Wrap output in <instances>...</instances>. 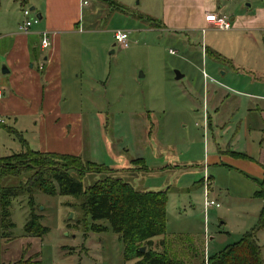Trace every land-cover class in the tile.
<instances>
[{
  "label": "rangeland",
  "instance_id": "obj_1",
  "mask_svg": "<svg viewBox=\"0 0 264 264\" xmlns=\"http://www.w3.org/2000/svg\"><path fill=\"white\" fill-rule=\"evenodd\" d=\"M113 1L95 17L86 15L81 27L63 37L64 46H79L78 70L71 69L70 79L79 91L67 101L84 114L86 145L81 156L118 169L145 157L150 171H140L139 178L133 171L112 175L139 190L170 191L166 233L154 237L153 249L189 264L206 262L259 225L263 206L255 195L259 185L231 151L246 150L254 156L264 139V32L211 27L186 34L152 29L139 16L148 6L159 8L157 0ZM89 2L94 9L101 3ZM32 6L33 0H1L0 29L6 18L11 25L24 21L23 10ZM36 12L32 10L31 16ZM118 31L129 32L127 48L116 43ZM4 67L0 58V80L8 75ZM176 71L184 77L177 79ZM206 111L211 118L207 129ZM4 121L0 159L25 149L18 133L23 125L8 117ZM24 127L28 130L21 132L39 150L36 128ZM170 163L182 168H159ZM106 175L89 173L83 184L87 187ZM208 177L211 197L220 206L206 209ZM24 179L10 176L2 183L18 185ZM29 201L27 193L14 198V226L4 228L0 223L3 264H135L125 259L123 243L109 221L85 216L81 198L36 190L34 212L47 228L42 236L25 230L31 218ZM93 224L107 230H95ZM257 235L264 257V227Z\"/></svg>",
  "mask_w": 264,
  "mask_h": 264
},
{
  "label": "crops",
  "instance_id": "obj_2",
  "mask_svg": "<svg viewBox=\"0 0 264 264\" xmlns=\"http://www.w3.org/2000/svg\"><path fill=\"white\" fill-rule=\"evenodd\" d=\"M99 1L101 3L98 9H94L92 2L84 5L82 0H33L30 10H36V16H41L40 24L37 23L38 25L33 28L36 25L34 24L28 33H24L19 29L23 19L11 25L8 23L9 19L6 18L5 27L0 29V58L4 59L6 68L9 70L4 73L8 75L0 80V122L4 123V117H8L15 125L21 123L23 125L20 127L21 130H28L24 126L31 128L34 125L40 151L76 155H82L84 152L86 145L84 114L81 109L67 101L68 96L74 100L79 91L77 84L70 81L71 69L74 68V72L78 70L79 46H64L63 37L77 27H81L86 15L88 18L95 17L98 10H104L103 5L106 2L115 3L113 0ZM157 1L159 8L156 5L148 6L150 9H145V13L139 16L144 21H148L152 29L159 28L186 34L199 32L209 26L205 20L206 15L216 12L227 14L234 22L231 29L224 31L260 30L264 32V1L262 0H252L246 5L244 3L248 0ZM227 9L230 13L226 11ZM153 14H156L158 20L153 18ZM124 32L129 38V32ZM43 33H47L50 38L51 46L47 49H43L40 45ZM217 54L220 58H224L222 54ZM40 64L44 65L43 69L39 68ZM104 70L105 67L102 66V72ZM96 71L97 69L94 72ZM204 77L209 78L205 71ZM70 83L72 84L69 85ZM208 99L210 100V95ZM261 117L264 121V111L261 112ZM210 119L206 111L204 114L205 129L208 128ZM21 130L17 132L31 147ZM231 152L239 158L240 168L250 172L258 185V182H264V139L258 145L254 156L246 150ZM159 168L181 169L182 166L170 163L165 166L160 165ZM112 169L119 173L133 171L138 173L135 175L138 178L140 171H150L146 158L143 156L133 158L128 167ZM205 182L208 184L205 191L207 200V197L213 198L209 184L210 177ZM156 188L161 187H148L143 191H162ZM258 190H260V185L256 192ZM262 203L264 205L263 200Z\"/></svg>",
  "mask_w": 264,
  "mask_h": 264
},
{
  "label": "trees",
  "instance_id": "obj_3",
  "mask_svg": "<svg viewBox=\"0 0 264 264\" xmlns=\"http://www.w3.org/2000/svg\"><path fill=\"white\" fill-rule=\"evenodd\" d=\"M19 138L25 149L0 159V223L4 228L14 226L11 220L13 199L27 193L31 218L25 230L42 236L47 228L34 212V192L72 195L82 199L80 208L85 216L95 221H109L123 243L126 260H135V264H189L173 260L168 252L155 251L152 247L154 237L166 233L168 190H139L132 183L112 175L115 170L109 166L85 160L81 155L34 150L20 134ZM93 172L107 175L85 187L83 178ZM10 176H24L25 179L18 185H3V179ZM258 183L260 190L255 195L264 201V182ZM263 227L264 205L258 226L245 233L240 241L199 264H264L257 237ZM92 228L107 230L97 224ZM143 246L147 247L146 251L141 250ZM0 264L3 263L0 261Z\"/></svg>",
  "mask_w": 264,
  "mask_h": 264
},
{
  "label": "built area",
  "instance_id": "obj_4",
  "mask_svg": "<svg viewBox=\"0 0 264 264\" xmlns=\"http://www.w3.org/2000/svg\"><path fill=\"white\" fill-rule=\"evenodd\" d=\"M84 5H88L90 2L89 0H82ZM24 16L26 19L20 24L19 29L24 32L28 33L31 27L34 24H37L40 22L39 18L37 16L32 17L31 16V10L29 8H25L23 10ZM205 20L208 22L209 26L215 29L219 30H229L233 27L232 20L227 14L223 13H216V12H211L208 13L205 17ZM208 27H205L203 31H206ZM115 40L116 43L124 48H127L129 46V38L126 32L124 31H118L115 34ZM40 45L43 49H47L51 46L50 38L47 33H43L41 36L40 40ZM169 52L171 54H176V50L170 49ZM44 65L40 64L39 68L43 69ZM219 207L220 203H218L215 199L207 197L206 200V207Z\"/></svg>",
  "mask_w": 264,
  "mask_h": 264
},
{
  "label": "water",
  "instance_id": "obj_5",
  "mask_svg": "<svg viewBox=\"0 0 264 264\" xmlns=\"http://www.w3.org/2000/svg\"><path fill=\"white\" fill-rule=\"evenodd\" d=\"M37 17L39 18L40 21L42 20V18H41L40 15H37ZM8 71H9L8 68H6V67L3 68V73H7ZM182 77H184V74H182L180 71H176V78H177V79H180V78H182ZM141 250H142V251H145V250H146V247L143 246V247L141 248Z\"/></svg>",
  "mask_w": 264,
  "mask_h": 264
}]
</instances>
